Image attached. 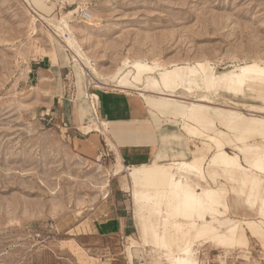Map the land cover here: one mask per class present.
<instances>
[{
    "label": "rangeland",
    "instance_id": "1",
    "mask_svg": "<svg viewBox=\"0 0 264 264\" xmlns=\"http://www.w3.org/2000/svg\"><path fill=\"white\" fill-rule=\"evenodd\" d=\"M43 2L0 0V264H166L159 247L178 252L184 242L199 264H264L263 199L249 208L246 193L234 194L227 178L212 176L229 190L216 208H204L203 220L228 217L238 221L240 231L237 242L223 248L204 243L211 237H197L190 227L183 228L184 236L175 233V221L190 219L166 210L162 203L171 191L147 190L133 182L132 172L127 179L125 170L114 175L118 151L105 146L104 136L88 134L102 145L95 158L79 153L77 139L86 135L77 129L93 120L89 96L119 91L94 88L80 73L84 59L74 62L75 52L66 45L70 36L100 82L110 86L128 71L121 67L126 61L180 69L182 83L173 81L171 88L161 86L152 92L158 95H150L194 105L197 124L220 136L225 151L238 154L248 169L250 161L264 157V89L259 88L264 77L240 88L235 83L248 65L264 68V0ZM81 10L93 19L82 21ZM49 64L65 68L64 93L56 100L37 86L39 69ZM206 75L212 76L211 85ZM181 113L170 108L154 120L178 130ZM177 137L187 149L199 142L182 133ZM201 144L207 159L212 143ZM244 145L258 150L238 152ZM190 177L199 189L216 188L209 178L200 183ZM118 215L135 224L131 234L91 233L93 222ZM191 220L201 223L195 214Z\"/></svg>",
    "mask_w": 264,
    "mask_h": 264
},
{
    "label": "bare ground",
    "instance_id": "2",
    "mask_svg": "<svg viewBox=\"0 0 264 264\" xmlns=\"http://www.w3.org/2000/svg\"><path fill=\"white\" fill-rule=\"evenodd\" d=\"M44 0H32L35 5H43ZM42 16V15H41ZM93 16L89 13V20L91 21ZM86 22V21H84ZM64 27L69 30L68 24L63 21ZM64 31V28H61ZM66 45L74 53L73 61L79 63V58L82 60V67H80V73L82 72L84 76H88L87 79L94 85V88L106 89L115 88L119 92L128 93L130 90L139 91L143 98H147V95H158L152 93L153 91H158V87L164 86L166 88H171L173 81L177 83H182L183 75L180 69L173 68L168 69L165 65L159 62H153L152 66L146 65L140 61L123 62L122 68L128 69V71L116 79L115 84L108 85L106 82H100L102 78L94 71L92 63L85 58L84 54L81 52L79 46L76 42L69 36L66 39ZM72 52V53H73ZM87 70H93L94 75H91ZM78 71V70H77ZM155 72L158 74V78L155 77ZM78 73V72H77ZM133 74V75H132ZM253 76H256L255 78ZM145 77V79H144ZM258 77H264V68L258 64H251L246 67V70L240 75L239 83H235L238 88L244 85L247 80L260 83ZM205 79L211 85L213 82L212 76L206 75ZM143 83L139 85V83ZM91 100L90 108L97 116L96 106L99 101V96L97 94H92L89 96ZM170 100V99H167ZM175 101V100H172ZM98 107V106H97ZM195 108L193 107V112ZM192 111V109H191ZM218 120L221 121V114L217 115ZM225 119V117H224ZM187 124H183V129L187 128ZM79 129L83 134H87L91 131L103 133L107 135V124L105 122L93 121L91 124L80 126ZM208 142H211L213 146L214 153L206 159L203 156L199 162L194 160L193 162L179 161L172 162L165 166H159L156 163L150 166H142L139 170H134L132 173V180L135 184H141L147 190H152L153 192L170 190L171 195L168 196L162 203L166 210H173L172 213L182 215L186 217L183 221H175V233L183 234L184 227H190L197 237H211L215 243L223 248L231 246L237 242L236 235L240 233L238 231V221L232 220L228 217H222L220 219L213 218L210 220H203L205 215L204 208H216L222 199L223 193L228 192V188L216 182V179L212 176L221 177L224 176L232 184V189L234 194H244L245 204L249 208H253L256 205L253 200H264V157L255 158V160L250 161L249 168L246 169L240 161V157L236 153L231 155L225 151V145L221 141L220 136H206ZM111 143L108 142V146L111 147ZM113 148V146H112ZM252 148L258 150L255 146L244 145L238 152H249ZM205 163V164H204ZM204 164V165H203ZM114 166V175L122 172L123 166L121 165L119 155L116 158V163ZM98 167V166H97ZM124 169H127L124 167ZM254 169L255 171H252ZM141 175L142 177H140ZM198 179L200 183H205L206 178H209L213 184L216 186L215 189L211 188H200V192L196 193V189L199 188L197 183L190 177ZM138 192H133V198L136 197ZM195 214L200 220V224L191 220V216ZM241 233L243 229H240ZM178 240V237H177ZM176 240V243H177ZM181 239L180 242H184ZM164 252L162 255L166 259V264H197V262L192 258L191 254V244L184 242V244L179 246V251L175 252L165 247H159Z\"/></svg>",
    "mask_w": 264,
    "mask_h": 264
},
{
    "label": "crops",
    "instance_id": "3",
    "mask_svg": "<svg viewBox=\"0 0 264 264\" xmlns=\"http://www.w3.org/2000/svg\"><path fill=\"white\" fill-rule=\"evenodd\" d=\"M64 69V67H60L58 64L56 66L49 64L47 68L39 69L37 86L39 92L45 94L46 98L56 100L64 93ZM259 88L261 90L264 89V87ZM151 98L159 101L151 100ZM97 106V116L93 114L90 107H88V115L90 113L93 116L92 122H105L107 124V131L109 128V132H107L106 136L103 133L95 131L89 133H97L104 136L106 146L109 147L108 142H110V150L113 148L117 149L116 158L119 155L123 170L128 173L127 179H130V172L133 173L135 169L140 170L144 165L150 166L156 163L159 166H165L172 162H193L194 160L199 162L201 157L208 155L207 150L204 148L205 146L201 142L209 144L206 136L211 135L206 133L208 130L207 126H199L197 124L198 122L193 112L194 105H187V102L167 101L151 95L145 99L140 94L105 92L99 94ZM170 108L182 109L180 115L181 123L178 130L170 129L166 124L160 126L154 120L155 116L162 115L163 112H167ZM194 108V111H196V107ZM82 110L83 108L79 110L80 114L83 113ZM184 123L187 124V128L185 129H183ZM77 130L83 134L79 127ZM89 133L83 134L86 136H79L77 148L81 155L95 158L100 153L102 145L97 135L88 136ZM178 133H182L187 140L197 139L199 142L193 144L192 148L187 149L183 146L182 139L177 137ZM187 154L190 155L189 160L176 159L177 156L183 157ZM124 167L127 169H124ZM199 190L197 188L196 193L200 192ZM216 211L221 213V206ZM131 221L130 218L124 215L96 221L91 226V229H93L91 233L108 237L125 236L131 234L135 229V224ZM211 239L204 241V243L210 242L219 246ZM192 258L199 264L194 249Z\"/></svg>",
    "mask_w": 264,
    "mask_h": 264
},
{
    "label": "built area",
    "instance_id": "4",
    "mask_svg": "<svg viewBox=\"0 0 264 264\" xmlns=\"http://www.w3.org/2000/svg\"><path fill=\"white\" fill-rule=\"evenodd\" d=\"M79 18L82 21H87V20H89V13L86 10H81L79 13ZM90 102H91V100H90ZM105 146H106V143H105Z\"/></svg>",
    "mask_w": 264,
    "mask_h": 264
}]
</instances>
